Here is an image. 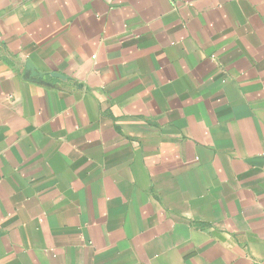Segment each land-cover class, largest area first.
Instances as JSON below:
<instances>
[{
	"label": "crops",
	"instance_id": "0c3cea01",
	"mask_svg": "<svg viewBox=\"0 0 264 264\" xmlns=\"http://www.w3.org/2000/svg\"><path fill=\"white\" fill-rule=\"evenodd\" d=\"M0 264H264V0H0Z\"/></svg>",
	"mask_w": 264,
	"mask_h": 264
}]
</instances>
